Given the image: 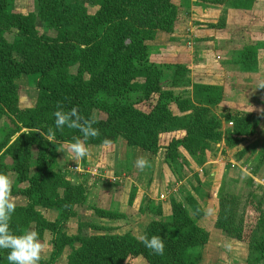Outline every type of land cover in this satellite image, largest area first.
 <instances>
[{"label":"trees","instance_id":"16d2710c","mask_svg":"<svg viewBox=\"0 0 264 264\" xmlns=\"http://www.w3.org/2000/svg\"><path fill=\"white\" fill-rule=\"evenodd\" d=\"M10 1L0 0V121L8 116L11 123L4 128L0 123V174L15 172L16 183L26 184L21 188L11 185L10 193L27 199L26 204L16 206L10 228L18 232L33 224L41 238L46 231L51 232L52 251L40 264H55L66 247L71 248L68 264H128L139 255L148 264H200L210 233L197 221L206 214L199 183L192 184L185 198L194 216L183 201L173 198L170 214L154 217L144 227L140 237L158 235L163 239V255L152 254L130 230L111 232L108 226L94 222L80 221L79 232L71 235L66 225L77 215L86 194L76 191L77 186L58 162L55 145L41 132L47 134L52 127L55 142L71 143L73 137L83 141L76 129L57 130L52 113L58 106L65 111L76 107L87 119L94 117L97 108L106 116L94 117L99 135L83 141L86 145L101 144L106 139L116 142L123 137L128 145L152 154L163 147L171 167L185 168V174L179 176L183 178L190 172L191 162L179 144L198 165H203L220 139L228 144L254 135L260 115L241 108H221L223 87L192 82L187 63L151 58L147 43L155 32H174L180 6L173 0H88L97 7L92 14L78 0H37L38 15L56 32L55 36L39 33L34 16L10 10ZM204 1L214 8L224 2L230 7L247 8L255 2ZM224 25L225 19L212 24ZM7 34L15 39L10 41ZM259 48L264 49V42L246 44L238 52L237 63L242 69L258 63ZM17 54L24 59L18 60ZM74 65H78L76 75L70 73ZM23 75H36L38 97L32 107L18 105L17 80ZM189 88L192 96L184 95ZM154 95L156 101L144 109L142 105ZM169 99L176 103L178 114ZM218 105L222 109L219 113L214 111ZM223 122L233 125L225 132ZM176 132L184 136L173 137ZM34 147L38 150L35 159ZM6 156L12 157L11 163L6 162ZM39 207L57 211V218L47 219ZM95 212L104 218L123 215L100 207ZM155 212L161 215L162 208L156 207ZM215 226L226 236L248 241V264H264V214L259 215L250 234H245L239 197L224 188ZM83 227L94 232L83 235ZM6 255L7 250H0V264H8Z\"/></svg>","mask_w":264,"mask_h":264},{"label":"rangeland","instance_id":"374dc122","mask_svg":"<svg viewBox=\"0 0 264 264\" xmlns=\"http://www.w3.org/2000/svg\"><path fill=\"white\" fill-rule=\"evenodd\" d=\"M78 1L87 7L89 14L97 10V7L90 5L88 0ZM173 2L179 3L180 6L178 17L181 20L177 26V32L157 30L153 38L147 43L151 58L153 60L162 58L169 62H188L192 82H200L199 77L202 73L216 74L220 71L219 67L222 71L225 68L223 76L219 79L213 78L214 82L220 83L223 87L221 108L234 107L258 113L260 118L257 122L255 121L256 124L258 123L256 133L249 138L231 140L228 144H225L223 138L220 139L214 143L212 154L203 165H198L187 149L182 145L180 146L178 142L180 150L191 162V170L183 178L181 175L185 174V168L171 167L166 160L163 147L158 153L152 154L140 147L128 145L123 137H119L116 142L106 139L101 144H88L90 153H94L96 160H93L92 163L83 160L81 166L96 167L97 170L88 172L85 168L84 170L80 168L81 166L76 168L72 164V169L67 164L62 167L77 186L76 191L86 194L84 203L77 208V215L78 212L80 214L68 221L66 232L71 235L77 234L80 219L83 218L84 221L81 222H94L108 226L111 228V232H123L130 229L136 236L140 237L143 234V226L145 227L152 218L166 217L170 214L173 198L183 201L194 216L192 209L185 202V198L187 193L192 191L193 185L199 183L201 188L200 201L206 210V214L197 221L210 233L208 243L202 248L203 257L200 264H248L250 253L248 241L224 235L215 226V221L219 211L220 195L224 188L234 192L239 197V216L243 220L245 234H250L259 215L264 214V49L259 48L257 64L246 65V69H242L241 65L237 63L238 52L242 49V44L264 42V0H255L253 6L239 8L248 12L254 10L253 14L245 18L243 23L240 22L237 26H231V29H228L229 48H224L222 52H208L209 48L210 51L213 50L211 48L213 42H210L202 53L196 52L199 43H196L195 31L201 29V25L207 24L201 20L217 18L216 15L203 16L201 14L205 9H213L214 7L206 6L204 0H173ZM219 6H226L227 9L219 17L227 22L229 18L233 17L229 10L230 6L228 2ZM10 10L33 15L39 33L56 35V32L50 29L39 17L37 0H11ZM6 37L10 41L15 39L11 34H7ZM162 52L164 53L161 55ZM16 57L21 61L24 59L18 54ZM210 60L213 62L212 65H208ZM223 62L227 64L224 66ZM77 72L78 65L70 68L71 74L76 75ZM85 76L88 75L85 74ZM35 80L36 75H23L17 80L20 108L32 107L36 104L38 89L35 86ZM184 95L192 96L191 88L187 89ZM156 98L157 95H154L142 107L148 109L149 105L156 101ZM169 102L173 112L178 114L179 110L176 103L172 99H169ZM221 108L218 105L214 111L219 113ZM93 116L100 118L106 115L95 108ZM0 123L3 128L11 125L8 116H3ZM230 127L229 122H223V131L226 132ZM182 136H184L183 132H176L173 137ZM190 144L194 146L192 140H190ZM56 145H60L59 142H56ZM54 151L57 152L55 147ZM32 152L33 159H35L38 152L37 148L34 147ZM141 156L146 160L144 169H138L134 166L135 159ZM5 160L7 163H11L12 157L6 156ZM8 177L11 179V185L14 184L16 188H21L26 184L16 183V173L13 171L8 173ZM100 188L107 192V197L102 200L97 198ZM88 194L91 199L87 206ZM251 194H255L258 199L253 198ZM162 195L165 196L164 199ZM10 197L17 204L22 202L20 195L10 193ZM130 200L132 201L129 203ZM158 206L162 208L161 215H157L155 212ZM98 207L119 211L123 215L118 218L100 217L95 212ZM93 232L94 230L89 227H83L81 231L83 235ZM45 237L43 238L45 246L42 257L48 259L52 242L48 235L46 239ZM70 251L71 248L66 247L55 264H68L67 255ZM128 264L148 263L143 256L139 255Z\"/></svg>","mask_w":264,"mask_h":264},{"label":"clouds","instance_id":"9594fccd","mask_svg":"<svg viewBox=\"0 0 264 264\" xmlns=\"http://www.w3.org/2000/svg\"><path fill=\"white\" fill-rule=\"evenodd\" d=\"M54 125L57 130L63 128L76 129L87 141L89 138H95L99 131L94 125L96 119L82 117L76 107L65 111L61 107L52 113ZM41 136L51 144L56 146L53 128L47 129V134L41 132ZM80 137H73V142L67 146H56V150L63 154L62 160L79 162L82 158L89 155L88 146ZM134 166L138 169H144L146 160L144 157H137ZM11 179L6 174H0V250H7L6 260L8 264H40L42 252L44 250L43 239L34 227L20 231H13L10 228V220L16 210V203L10 197ZM46 239V237H45ZM143 246L150 250L152 254L163 255L165 244L158 235L140 237Z\"/></svg>","mask_w":264,"mask_h":264},{"label":"crops","instance_id":"0c3cea01","mask_svg":"<svg viewBox=\"0 0 264 264\" xmlns=\"http://www.w3.org/2000/svg\"><path fill=\"white\" fill-rule=\"evenodd\" d=\"M179 4V3H178ZM227 8H226V6H219V7H216V8H213V9H211V8H209V9H205V11H202V15L203 16H205V15H207V16H210V15H213V16H217V18H209V19H203V20H201V21H205V22H207V24H203V25H201V29H196V35H197V42L196 43H199V45H198V47H197V49H196V52H198V53H202L203 51H205V47L207 46V44H210V42H213L212 44H213V46L211 47V48H213V50H211L210 51V48H209V50H208V52H222V51H224V48H229V41H228V39H229V33H228V29L230 30L231 29V26H237V24H239L240 22L241 23H243L244 22V20H245V18H247V17H249V16H251L252 14H253V10H252V12H248L247 10L246 11H244V10H240L239 8H232V7H229V10H230V12H231V14H232V18L230 19H228V21L227 22H225V25L224 26H222V27H213L212 26V24H217L218 22H220V15L222 14V12L223 11H225ZM213 12V13H212ZM235 19V20H234ZM236 19H237V21H236ZM181 19L178 17V19H177V24H176V26H175V31H174V33L175 32H177V26H178V24H179V21H180ZM230 22V23H229ZM233 31V30H232ZM173 33V32H172ZM173 35V34H172ZM246 45V43H244V44H242V48L244 47ZM202 47H204V48H202ZM173 48V47H172ZM176 49H180V48H176ZM172 51H176V50H172ZM178 52V51H177ZM164 52H162V53H160L161 55L163 54ZM258 58H259V56H258ZM211 61V60H210ZM188 63V62H187ZM212 65L213 64V62L211 61V62H208V65ZM223 64H224V66H225V64H227V63H225V62H223ZM219 67V66H218ZM219 69H220V71L218 72V73H216V74H207V73H202V75L199 77L201 80H199L200 82H212V83H217V82H214L213 80L214 79H219L221 76H223L224 75V72H225V68L223 69V71L221 70V68L219 67ZM214 78V79H213ZM220 84V83H219ZM253 113H256V112H253ZM59 144L60 145H58L59 147L60 146H67L68 144H70V143H68V142H59ZM57 146V145H56ZM56 146H55V150H56ZM57 146V147H58ZM57 151V150H56ZM57 159H58V162H59V164L61 165V166H64L65 164H67V165H69V168L70 169H72V167L74 166H77V165H83V158L81 159V160H79V162H74V161H68V160H62L63 159V154L62 153H60V152H58L57 151ZM85 160L88 162V163H92L93 162V160H96L95 159V156H94V153H90V150H89V155L85 158ZM71 164L73 165V166H71ZM80 168H82L83 170H84V168L86 169V171H90V170H97V168L95 167V168H91V167H89V168H87V167H84V166H81ZM93 173V172H92ZM107 192L104 190L103 191V189L102 188H100V190L98 191V195H97V198L99 199V200H102L103 198H106L107 197ZM20 196H22V202L20 203V204H17L16 203V205H24V204H26V202H27V199H26V197L25 196H23V195H20ZM91 199V196H89V194H88V197H87V203H86V205L88 206V201ZM90 204V203H89ZM86 206V207H87ZM39 209H40V211L44 214V216L47 218V219H49V220H55L56 218H57V216H58V212L57 211H55V210H52V209H45V208H42V207H39ZM82 209H85V208H82ZM105 209H107V208H105ZM80 214V212H78V215ZM77 215V216H78ZM49 217V218H48ZM75 218V217H74ZM83 219V218H82ZM82 219H80L81 221H84V220H82ZM146 226V225H145ZM30 227H34V225L33 224H31V226ZM35 228V227H34ZM130 230V229H129ZM143 230H144V226H143ZM125 231H128V230H125ZM125 231H123V232H125ZM47 235H48V237L50 238V240H51V238H52V236H51V232L50 231H46L45 232V234H44V237L46 236L47 237ZM43 237V238H44ZM42 238V239H43ZM51 251H52V249H51ZM50 251V252H51Z\"/></svg>","mask_w":264,"mask_h":264},{"label":"built area","instance_id":"2783aa9c","mask_svg":"<svg viewBox=\"0 0 264 264\" xmlns=\"http://www.w3.org/2000/svg\"><path fill=\"white\" fill-rule=\"evenodd\" d=\"M229 125H231V126H232V125H233V123H232V122H229ZM75 167H76V168H78V167H80V165H77V166H75ZM162 197H163V199H164V197H165V196H164V195H162Z\"/></svg>","mask_w":264,"mask_h":264}]
</instances>
